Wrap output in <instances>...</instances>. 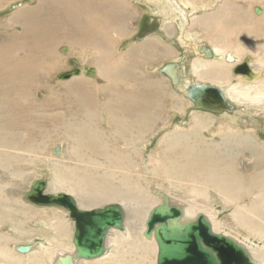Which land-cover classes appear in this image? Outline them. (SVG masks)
<instances>
[{"label": "rangeland", "instance_id": "rangeland-1", "mask_svg": "<svg viewBox=\"0 0 264 264\" xmlns=\"http://www.w3.org/2000/svg\"><path fill=\"white\" fill-rule=\"evenodd\" d=\"M40 1L42 0H0V51L7 50L13 55L18 52L23 55L27 53L28 55L29 52L32 53L34 51L31 46H24V49H22V42L25 39L18 36V34H21V32H18L20 29H22V32L27 29L26 23L24 24L20 21V23L14 24L12 20L15 19L17 12L36 7ZM67 1L70 0H61V3H59L60 7H69L66 3ZM85 1L77 0L78 5L82 6V8L80 7V14L93 20L95 24L99 22L102 25L103 14L96 10L94 11L93 7L96 8V5L106 4L110 0H97L95 1V6H88ZM125 1L133 6L134 9L136 7L138 16L133 18V21H130L131 29L127 32L128 34H125V36L124 34H122L123 36L119 35V39H112V42L116 44L109 47L113 52L108 64L113 67V70H115V67L123 68L125 65L135 64L132 66V75L134 77L125 75L123 77L122 74L120 76V73H118L114 78L106 74V76L108 75L107 78L105 75H101L102 73H99L98 77L94 78L81 75L73 77L74 79L61 80V75L77 69V64L86 65L87 69H99V66L106 63V61H95L99 55L101 56V53L93 47L87 46L83 47V49L81 46L74 45V42H72L73 44L64 43L59 34H61L60 36H65L66 31L63 28H61L63 30H60L59 26L50 32V34L54 33L55 39H57L52 58L50 53H46V50L41 48V50H37L38 53L31 56V60L36 63L34 65L29 66L25 62L19 65L14 56L10 57L5 68H2L0 64V119L2 120H0V197L4 195L7 198L5 199L6 201L0 199V247L2 248H0V262H4L2 261V259L5 260L4 256L16 257L17 252L14 249L22 244L44 242L46 251L41 256L45 257L47 264H50V259L54 256L56 247H71L73 226L75 224L70 219L69 211L57 206H38L26 199V195L31 191L33 183L43 179L45 173L48 174L47 179L49 182L46 193L70 194L74 198L76 197L75 199L80 204H82L81 197H77L78 193L69 191L68 184H74V177L77 179L78 186L76 189L78 192L89 188L93 192L106 195L110 190L123 189L126 178H130L131 180L139 181V186L137 185L139 189L137 187L136 189L148 198L155 197L154 191L159 187L164 188L170 196L183 201L186 205H193L195 196L191 190H188L189 186L186 183L183 185L179 184L180 181L187 180L182 178L183 174L180 173V170H182L181 166L172 167V164L178 162L174 161L173 158L180 153L181 156L179 158L181 157L182 160L186 161L182 156L183 152L185 153L184 149L188 150L189 148L187 152L197 155L196 153H204L207 150L213 151V146L222 144L225 145L222 151L223 154H215V160L223 162V156L226 157V164L231 169L228 167L229 170L222 173L228 172L235 175L237 188L243 196L238 205L247 203L249 206V203L254 200V196L264 192V100L258 103L245 102L240 106L241 108L238 109L237 113L228 114L230 116L237 114L236 116L240 119L237 124H229L224 114L195 111L194 103L185 95H182L180 90L171 84L169 78L160 72V69L165 64L176 61L181 66L182 83L191 81L211 84V81L198 79L193 72V65L195 60L197 61L200 57H204L197 51L199 45L214 47L208 40L212 35L207 36L198 25L194 26L190 31L193 34H197L199 38H196L198 44L194 45L195 50L190 52L188 51L189 44L188 47H186L187 44L181 45L179 35L177 36V29H173L169 33L167 30L168 24H163L161 17L152 12L151 5L149 7L146 3L141 4V2H135L134 0ZM211 1L213 0H205L201 3L204 2L207 6H210L207 3L211 4ZM239 1L242 5V0ZM146 2L148 1L146 0ZM241 5L240 7H242ZM250 6H252L250 11L247 10V13H244L245 21H247L250 28V34L248 35L246 32L239 34L237 27H239L240 20H237L238 16L230 22L233 24L231 27L234 28L232 32H235L237 34L235 36L238 38L244 37L247 39L250 36H255V39L259 41L264 39V13L257 14L255 9L260 8L264 11V2L255 0ZM86 8H90V10L86 11ZM246 8L240 9L239 12ZM197 16L198 14L194 15V17ZM69 24V21L65 20V26L68 27ZM17 27H20V29ZM100 29L102 30V27ZM221 30L218 28L215 31L219 33ZM109 34L113 36L112 32ZM158 37H160L159 39L164 47L154 49L155 52L151 49L142 51V49L138 48L143 45V42L147 43L151 39H158ZM246 45L248 47L251 46V44ZM252 45L255 46V44ZM261 46L264 48L263 45ZM65 47L69 50L67 53L63 51ZM134 49L136 55L134 56H138L134 60L135 63H133L132 59H128V53ZM249 49L242 55L241 62H244L247 58H253L255 53ZM121 57L122 59H120ZM28 59L25 60L28 62ZM261 61L264 62V54ZM17 67H19L17 72L19 76L13 74V77L11 70ZM24 77L27 79L25 80ZM106 80L109 82H106ZM70 83L74 84V86L72 85L70 88L65 89L68 86L67 84ZM8 88H12V91L8 95H2L1 92ZM263 91L264 88L260 86L251 94H259ZM119 96H124V100ZM87 101L92 104L90 108H85ZM9 103L17 104L16 110L19 112L18 114L6 113V105ZM125 103H128L129 106ZM149 105L153 109L155 106L158 109L149 111ZM132 106L137 108H133V110ZM108 108H112L113 111L110 113ZM127 108L131 109L127 110ZM91 112H95L94 117L93 115L91 116ZM144 116H148V118ZM194 118H197L198 121H195ZM10 119L21 122L19 123L21 126L15 129L11 128ZM127 120L128 122L130 120L129 123L131 125ZM26 122L29 123L28 126ZM153 125L155 126L153 127ZM123 128L125 129L123 130ZM142 128H146V130ZM129 134H132V137ZM131 139L133 140L132 142ZM193 144H195V149H192L194 148L192 147ZM246 144L251 145L253 150H237L239 145ZM88 145L90 147L95 146L98 150L93 147L95 149L93 150L94 153L99 151L101 155L95 156L94 153H91L92 150L87 149ZM188 145L189 147L186 148ZM57 146H61V154H56ZM105 152L108 153L107 156H102V154H106ZM168 152L170 153L168 154ZM232 156L238 159L239 163L230 160L229 158ZM160 159L165 161L167 168L172 169L171 175L168 173L164 174L166 172L160 168H158L157 172H154L157 169V166H154L157 162L152 163V161ZM170 162H172L171 165H168ZM138 166L140 168L138 171L141 175H139L138 171H135ZM97 169L99 170L97 171ZM116 169H121L122 171L117 172ZM144 169H149L152 172H146ZM216 169L214 168L212 173L218 172ZM194 176L199 178V180L203 178L202 174H196L195 172ZM60 180H65L64 185L56 184ZM87 180L88 183L84 186V182ZM204 193L206 192L204 191ZM207 193L210 194V200L200 197L197 198V203L211 209L213 220L219 224L218 231L220 230L219 232L246 243L249 248L264 252V237H257V235L239 226L236 222L234 218V214L238 212L236 206L226 203L215 188ZM156 201L158 202L156 204H159L162 199H154L153 202ZM110 205H121L124 207L128 204L121 199L111 200L86 205L84 209L105 208ZM150 206V204H147L144 208L150 210ZM126 211L129 214V210L126 209ZM257 214L264 217V200L262 209L258 210ZM39 222H44L48 227L40 226ZM62 223L67 226L64 231L63 228L59 227V224ZM155 252L150 253L149 251L147 256L148 264H157ZM114 260V258H111L110 264H115ZM135 261L136 258L132 256L126 259L121 258V262L117 264H135ZM20 264H30V261L24 260ZM80 264L83 263L81 262Z\"/></svg>", "mask_w": 264, "mask_h": 264}, {"label": "bare ground", "instance_id": "bare-ground-1", "mask_svg": "<svg viewBox=\"0 0 264 264\" xmlns=\"http://www.w3.org/2000/svg\"><path fill=\"white\" fill-rule=\"evenodd\" d=\"M60 1L61 0H42L39 2L38 6L30 7V8L24 9V10L16 13L17 15H16L15 19L12 20L13 23L14 24L20 23V21H21L24 24L26 23V27H27V29L23 32H22V29H20V27H17L20 29L18 32H21V34L17 33L18 36L25 39V40H23L24 42H22V46H23L22 49H24V46L25 47L31 46L34 48V51L32 53L29 52L28 55H27V53L25 55H23V54H21V52H18V53L13 55L7 50L0 51L1 67L5 68L8 64V61L10 60V57H13V56L16 58L17 64L19 62V65L22 64V62H25V64H27L29 66L34 65L36 63L34 62V60H31V56H32V54L38 53L37 50H41V48L45 49L46 53H50L51 58H52L53 57L52 53L54 54V49L56 48L57 39H55V37H56L55 34L54 33L50 34V32L52 29L57 28L59 26L60 30L65 29V31H66L65 36H63V35L60 36L61 34H59V37L64 41V43L67 42V43L73 44L72 42H74V45L76 44L78 46H81L82 48L89 46V47H93L96 50L100 51L101 56L99 55V57L96 58L95 61L102 62L104 60V61H106L107 64L106 63L101 64L99 66V69H95L97 73L94 77H98L97 75L99 73H102L101 75H105V76H106V74H108L109 77H113V78L118 73H120L119 74L120 76L122 74L123 77H124V75L129 76V77L133 76L132 75L133 74L132 66H134L135 64L133 65L131 63L127 66L125 65V67L122 66L123 68L115 67L114 68L115 70H113V67L111 65H109L108 63L111 60V54L113 52L112 50H110L109 47L115 46V44H116V43L112 42V39H114V38L119 39L120 38L119 35L123 36L122 34H124V36H125V34H128L127 32L131 29V26L129 25L130 21H133L132 19L136 18L138 16V12L136 11V7L134 9L133 6L127 4L125 0H110L108 3L101 4V5H96L95 1H97V0H86L85 1L86 5H88V6H95L96 5V8L93 7L94 11L96 10L97 12H100L103 14L102 25H100L99 22H97L95 24L93 20H91L89 18H85L82 14H80V7L82 8V6L78 5L77 0L67 1L66 3L69 5V7H64V8L60 7V4H59V3H61ZM134 1L135 2H141V4L146 3L149 7L151 5L150 8L152 9V12L154 14H158L161 17V22L163 24L164 23L168 24L167 30L169 33H171L173 29H177V32H178L177 36L179 35V41H180L181 45L187 44L186 47H188V44H189L190 47H189L188 51H190V52L195 50L194 45L198 44V40L196 38H199V36L197 34H193L190 31L194 26L198 25L200 29L204 30L203 32L207 36H210V34L212 35V37L208 38V40L210 41L212 46H214L213 48L209 47L212 49V51L214 53V58L206 60L205 57H200L199 60H197V61L195 60V63L193 65V72L195 73V75H197L198 79H201L203 81L204 80L205 81H211L212 83L210 84V83H205V82H191V81H186L185 83H182V78H181V84L176 89L180 90L182 95H185V97L188 98V96L185 92V89L189 84L214 85L216 87L221 88L225 98L229 102H231L232 105L236 106V108H237L235 111L236 113H237L238 109L241 108L240 106L242 104H244L245 102L246 103H258L259 101L264 100V91L259 93V94H254V95L251 94L255 89L260 88V86H262V88H264V62L261 61V59L263 58V54H264V48H262L261 45H263V47H264V39H262L263 41L262 40L257 41L255 39V36H250V38H247V39H245L244 37L238 38L235 36L237 34H235V32H232V29H234V28L231 27L233 24L230 23L233 19H235L238 16L237 20H240V23L238 25L239 27H237L239 34L240 33L244 34V32H246V34L249 35L250 34V28L248 26L247 21H245L244 13H247L246 12L247 10L250 11V7H252L250 5L253 2H255V0H242V5L240 4L241 2L239 0H216V1L213 0V1H211V4L207 3L210 6H207L206 3H204V2L201 3L202 1H205V0H202L201 2H197L199 0H147L148 2H146V0H134ZM260 1L264 2V0H260ZM240 5L242 7H240ZM243 8H246V9L239 12V10L243 9ZM256 9H255V12H256ZM85 10L89 11L90 8H86ZM263 13H264V11L262 10V14ZM197 14H198V16L194 17V15H197ZM65 20H68L70 23L68 27L65 26ZM17 26H18V24H17ZM188 26L190 28L189 30H188ZM100 27H102V30L100 29ZM61 28H63V29H61ZM218 28H220L222 30H221V32L216 33ZM110 32H112L113 36H111L109 34ZM253 35H255V34H253ZM233 36H235V37L231 38ZM73 38H74V40H73ZM154 38H156V37H154ZM159 38L160 37H158V39H151L150 38L151 40H149V42H147V43L143 42V45H140L139 47L136 44L135 45L138 48L142 49V51H147L148 49H151L154 51V49H159L160 47L161 48L164 47ZM258 43H259V46H258ZM59 44H57V45H59ZM246 44H251V46L248 47ZM252 44H255V46H253ZM74 45H72V46H74ZM248 49L255 53L253 58L250 57L251 58L250 66L253 68L252 71L255 74V77H254L255 79L249 80V81L244 79L243 76H237V77L233 76L234 75L233 69L236 68V66H238V65L245 64L246 60L244 62H241V57L243 54L246 53V51ZM67 51H69L68 48H67ZM199 54H200V52H199ZM134 55H135V49L128 53V57H129L128 59L129 60L132 59L133 63H135L134 60L138 57V56L135 57L136 55L135 56ZM202 55L204 56V54H202ZM27 58H29L28 62L25 60ZM120 59H122V57ZM81 64H83V63H81ZM18 69H19V67L11 70V74L13 77H14L13 74H17ZM80 70L82 71L81 75L83 76V75H85V72L88 69H87L86 65H81ZM135 75H137V74H135ZM180 75H181V66H180ZM94 77H92V78H94ZM24 78H25V80L27 79L26 77H24ZM89 78H91V77H89ZM97 79L100 80L99 78H97ZM98 82H100V81H98ZM106 82H109V81L106 80ZM67 85H66L67 87L65 89L70 88L72 85L74 86V84H72V83L67 84ZM101 87H103V86H101ZM149 87L151 88V86H149ZM11 91H12V88H8L6 90H3L1 92V94L2 95H8L9 92H11ZM67 91H70V90H67ZM138 92H139V90H138ZM140 92H141V90H140ZM138 95H140V94H138ZM145 96H147V95H145ZM120 98L123 99L124 96L123 97L121 96ZM131 102H133V101L131 100ZM126 105L129 106L128 103ZM91 106H92L91 102L87 101L85 104V108H90ZM16 107H17V104H15V103L7 104L6 105V108H7L6 113L7 114H18L19 112L16 110ZM155 107L153 109V107L151 105H149L148 110L150 111L151 109H153L156 111L158 109V107H157V109ZM34 108H35V106H34ZM133 108H137V107L132 106V109ZM129 109H131V108H127V110H129ZM194 109H195V104H194ZM108 110L110 111V113L113 111L112 108H108ZM195 111H197V110H195ZM128 112L130 113V111H128ZM143 112H145V111H143ZM204 112H206V111H204ZM235 112H233V113H235ZM131 113L133 114V112H131ZM233 113L223 112L220 114H222V115L224 114L226 116V118L228 119L227 121H229V124H231V123L237 124L238 120H240V119H238V116H236L237 114H235V116L228 115V114H233ZM90 114H91V116L93 115V117L95 116V112H93V113L91 112ZM121 114H123V113H121ZM238 114H239V112H238ZM126 115H128V114L126 113ZM148 116L145 118H148ZM152 117H154V116L152 115ZM149 118H151V117H149ZM194 119H195V121H198L197 118H194ZM16 121L10 119L9 124H10L11 128L15 129V128L21 126V124H19L21 122L17 121V123H16ZM146 121H148V120H146ZM127 122H128V120H127ZM129 122H130V120H129ZM149 122H151V121L149 120ZM144 123H146V122H144ZM155 123L157 124L156 121H155ZM247 123H245V124H247ZM26 125L28 126L29 123L26 122ZM150 125H152V124H150ZM27 126H25V127H27ZM134 126H135V124H134ZM154 126L155 125H153V127ZM127 127H126V131H127ZM121 128H122V125H121ZM150 128H152V127H150ZM124 129L125 128H123V130ZM142 129L146 130V128H142ZM119 130H120V128H119ZM147 130H149V129L147 128ZM151 130H153V129H151ZM114 131H115V129H114ZM138 134H140V133H138ZM129 135H131V137H132V134H129ZM133 135H134V133H133ZM142 136H143V134H142ZM133 139H135V138H133ZM127 141H129V140H127ZM132 141L133 140L131 139V142ZM127 143L129 144V142H127ZM131 144H133V143H131ZM135 144H136V142H135ZM135 144H134V146H135ZM91 146H93V145H91ZM130 146H132V145H130ZM59 147H60V154H61L62 153L61 152V146H59ZM93 147H95V146H93ZM93 147L89 146L87 149L92 150L91 153H94L93 150H95V149ZM188 147H189V145L186 146V148H188ZM192 147H194L192 149H195V144H193ZM223 148H225V145H222V144L219 146H213V149H212L213 151L207 150L204 153H200V154L196 153L197 155H195L192 152L191 153L187 152L189 150V148H188V150L184 149L185 153L183 152L182 156L184 157V159L186 161L182 160L181 157L179 158V156H181L180 153H178L174 156L173 160L178 161V162L176 164H172V167L176 166V165H179L182 167V170H180V173L183 174L182 178L186 179L187 181H182V182L180 181L179 184L183 185L184 183H186L189 186L188 190H191L192 194L195 196V199L193 200L194 201L193 205H190V204L186 205V203H184L183 201L176 199L173 196H170L164 190V188H159V187L157 189H155V191H154L155 197H152V198L149 197L148 198L145 194H143L141 191L138 190L139 188L137 187V185L139 184V181H137L135 179L131 180L130 178H126V180H125L126 183H125L123 189L120 188L121 190H110L108 192V194H106V195H102V194H99L97 192H93L89 188L82 189V191L78 192V190L76 189V187L78 186L77 181H76L77 179H75L76 177H74V184H72V183L68 184L69 185V191L70 192H73V191L77 192L78 193L77 197H79V198L81 197L80 200H81L82 204L78 203L80 208L84 209V207L86 205H93V204H97L98 202L102 203L104 201L120 200V199L122 201H126L128 204L127 206H124V210L126 212V221H125L126 230H125V232H122L120 230H112L110 232V235H109L108 240H107L108 253L106 256L101 257L103 260L101 258L96 259V260H79V261H76V264H80L81 262L83 264H110L109 261L111 258H114L115 259L114 263L117 264V263L121 262V258L126 259V258L132 257V256L136 258V261L134 262L135 264H148L147 263V256L149 255V251H150V253L156 251L155 256H156V263H157V255H158V251H159V246H158V243L156 241V238L154 235H152L151 238H146L144 233L146 230V222L149 218L150 212L152 211V209H154L158 205H161V203H163V201H165L164 197H166L169 200L170 204H172V205H174V204L178 205L179 204V206H181V208L184 211V216L182 218L183 223L187 222V221H194L200 213H203L207 216V218L211 222L214 232L221 233V232H219L220 230L218 231V226H219L218 222L213 220V214L211 212V209L205 208L201 204L197 203V198H200V197H203L207 200H210V194H208L207 192L209 190L211 191V189H213V188L218 190V192L222 195V197L226 203L234 204L236 206V208L238 209V212H236L234 214V218L236 219V222L238 223V225L245 228L249 232L257 235V237L263 238L264 237V217L259 216L257 214V211L262 209V202L264 200V192H260L259 194L254 196L253 197L254 200L251 203H249L250 204L249 206L247 203L244 205H238V202L243 199V196L241 195L240 190L237 188V181L235 179V175L233 173H228V172L225 174L222 173V172L228 171L229 168L231 169V167L228 164H226V161H225L226 157L223 156V158H222L223 162H221L217 159L215 160V154H221V153L223 154V152H222ZM192 149H190V150H192ZM201 149H202V147H201ZM165 150H167V149H165ZM226 150H229V149H226ZM237 150H242V151L250 150V151H252L253 148L251 145L246 144V145H239ZM231 151H232V149H231ZM105 153L106 154H102V156H105V155L107 156L108 153L107 152H105ZM169 153L170 152H168V154ZM86 154H88V153H86ZM94 154H95V156L101 155V153L99 151H96ZM90 155H92V154H90ZM229 159L239 163V160L235 159V157H233V156L230 157ZM155 162H157V163L154 166H157L156 167L157 169L154 172H157V170H159L158 168H160L161 170L166 172V173L163 172L164 174H167V173L169 175L172 174V171H171L172 169L170 170V168H167V166L165 165V161H162V159L152 161V163H155ZM171 163L172 162H170V164H168V165H171ZM80 164L82 165V163H80ZM78 168H80V167H78ZM144 168H146V167H144ZM214 168H217L216 171H218V172L212 173ZM139 169L140 168L138 166V167H136L135 171H138ZM98 170L99 169H97V171ZM116 170H117V172L122 171L121 169H116ZM177 170H179V169H177ZM144 171H146V172L148 171L150 173L152 172L149 169H144ZM144 171L142 170L143 173H144ZM194 172L196 174L197 173L202 174L203 178L201 177L202 179L199 180V178L196 177L198 175L194 176ZM138 173H139V175H141L139 171H138ZM128 175H130V174H128ZM199 176H201V175H199ZM135 178H136V176H135ZM148 178H149V176H148ZM141 180H143V179H141ZM64 181L65 180H60V181L56 182V184L64 185ZM163 182H164V180H163ZM174 182H176V181H174ZM87 183H88V180L84 182V186L87 185ZM150 183H152V182L150 181ZM166 184H168V183H166ZM140 185H141V183H140ZM136 187L138 189H136ZM161 187H162V185H161ZM169 187H170V185H169ZM173 190L176 191L175 188H173ZM66 191H68V190H66ZM204 191L206 193H204ZM147 195H149V194L147 193ZM0 199L2 201H6L5 199H7V198L4 195H2L0 197ZM154 199L155 200L156 199H160V200L162 199V202L159 204H156L158 202L157 201L153 202ZM193 201H192V203H193ZM147 204L151 205L150 210H147V208L146 209L144 208V206ZM126 209L129 210L128 211L129 214L127 213ZM39 225L40 226L44 225V226L48 227L47 224H45L44 222L43 223L39 222ZM59 227L63 228V231L65 228H67V226L64 223L59 224ZM73 227H74V230H73V235H74L75 226H73ZM49 228L51 229V227H49ZM222 234L229 236L225 233H222ZM229 237H232V236H229ZM72 238H73V236H72ZM232 238H234V237H232ZM234 239L236 241H238L239 243L243 244L248 249L250 255L252 256L254 261L257 262V264H264V252H262L260 250H255L253 248H249L246 245V243L240 242L236 238H234ZM30 245L32 246V252H30L29 254L18 253L16 250V248L19 246L18 245L14 249L17 252V256L11 257V256H4L3 255L5 260L2 259V261H4V262H0V264H20L24 260H29L30 264H47L45 257L41 256V254H43V252L46 251V245L44 244V242H38V244H30ZM74 250H75V247L73 246V244L71 245V247H63V246L62 247H56L55 252L53 251L54 256L51 259L49 258L50 264H55V262L57 261L59 256H64L65 254H70ZM10 252L13 253L12 251H10ZM36 253H40V254H36ZM6 255H8V254L6 253ZM99 260H101V261H99ZM10 262H12V263H10Z\"/></svg>", "mask_w": 264, "mask_h": 264}, {"label": "water", "instance_id": "water-1", "mask_svg": "<svg viewBox=\"0 0 264 264\" xmlns=\"http://www.w3.org/2000/svg\"><path fill=\"white\" fill-rule=\"evenodd\" d=\"M257 14H262L260 8ZM198 52L206 59H213L214 53L206 45L197 47ZM67 53V48L63 50ZM250 59V60H249ZM251 58L245 64L233 69V76H243L246 80H254L255 74L250 66ZM81 65L77 69L61 75V80H69L80 76ZM161 73L171 80L177 88L181 84L180 64L171 62L160 69ZM96 70L88 68L85 76L94 77ZM185 92L195 104V110L214 114L233 113L236 106L229 102L222 89L214 85L189 84ZM56 154H60L57 146ZM48 174L33 183L26 199L38 206H58L69 211L70 219L75 224L72 244L75 250L70 254L59 256L55 264H76L79 260H96L108 253L107 240L112 230L125 232L126 212L121 205H110L105 208L82 209L77 200L70 194H48ZM165 201L150 212L146 222L144 235L155 236L159 246L157 264H257L248 249L234 238L216 233L207 216L200 213L194 221L182 222L184 211L181 206ZM20 254L32 252L30 244H22L16 248Z\"/></svg>", "mask_w": 264, "mask_h": 264}]
</instances>
